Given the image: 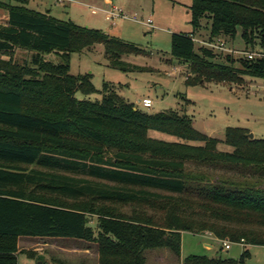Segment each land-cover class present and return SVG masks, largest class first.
<instances>
[{
  "label": "trees",
  "instance_id": "1",
  "mask_svg": "<svg viewBox=\"0 0 264 264\" xmlns=\"http://www.w3.org/2000/svg\"><path fill=\"white\" fill-rule=\"evenodd\" d=\"M29 3L0 0L7 12L0 24V264H18L20 252L46 263L20 250L21 237L75 238L97 246L98 264H146L151 248L181 256L184 231L244 247L239 258L192 254L182 264H250L249 246H264V138L228 126L220 140L197 130L187 113H151L108 84L101 100L78 98L99 90L92 74L71 73L73 53L103 43L110 63L125 71L123 56L143 50ZM188 8L193 31L171 36V54L191 66L188 85L264 77V58L243 56L239 67L214 62L213 49L198 53L193 39L207 18L211 40L235 38L241 28L244 41L264 51V0H192ZM17 48L33 51L31 61L15 60ZM50 53L62 62L46 60ZM150 129L201 144L153 138ZM221 142L234 150H219ZM228 169L251 176L221 172Z\"/></svg>",
  "mask_w": 264,
  "mask_h": 264
},
{
  "label": "rangeland",
  "instance_id": "2",
  "mask_svg": "<svg viewBox=\"0 0 264 264\" xmlns=\"http://www.w3.org/2000/svg\"><path fill=\"white\" fill-rule=\"evenodd\" d=\"M113 1L126 14L137 13L144 20L150 18L153 27L121 18L116 21V24H112L105 18L102 11L94 14L93 7L109 5L104 0H76L64 3L59 0H31L29 3L31 8L41 11L50 8L52 14L60 19H72L78 24L104 30L111 36L127 41L143 50L141 53H130L123 56V60L131 66L125 71L110 63L103 43L73 53L70 58L71 73L75 75L92 74V81L99 90L90 95L78 92V98L101 100L104 87L108 84L126 101L151 113L169 110L187 113L193 118L194 127L197 130L220 140H224L227 126L246 127L250 129L254 137L264 138V77L245 76L243 82L239 83H207L205 81L198 85L186 83L187 77L191 74V66L173 57L171 36L173 33L193 31L188 8L192 0ZM6 20L7 12L0 9V24H5ZM194 36L200 41L211 40V21L207 18L202 19L201 28ZM218 38L225 40L226 46L233 50H261L259 43L253 46L244 41L241 28L235 38L224 36ZM202 46L204 45L201 42L196 41L198 53L201 52ZM213 52L214 62L240 66L239 59L243 57L241 52L228 53L216 49ZM33 53L28 49L17 48L13 58L20 63L30 62ZM227 55L235 59L234 63L227 60ZM44 58L54 63L62 62L61 56L57 53L44 54ZM134 66L142 69H135ZM192 76L195 75L192 74ZM231 86H234L237 91H231ZM146 97L153 100L151 107L143 106V99ZM149 136L172 142L201 144L199 141L187 140L156 129H150ZM218 149L228 152L234 150L225 142H221ZM192 168L195 169L197 166H192ZM221 172L236 177L251 176L250 172L241 169L221 170ZM194 234L200 235L206 232L186 231L183 234L184 256L201 254L209 257H240L242 251L240 244H233L230 249H226L222 242L216 241L211 242L214 248L207 250L204 247L206 240ZM32 241L23 240L22 247H44L40 257L45 260V264H98L97 246L87 241L65 237ZM43 241L48 244L36 245ZM249 249L251 258L248 262L264 264V246L251 245ZM145 256L146 264H182L180 256L166 247L147 249ZM20 257L22 260H27L29 264H37L36 260L28 258L25 254H20Z\"/></svg>",
  "mask_w": 264,
  "mask_h": 264
},
{
  "label": "built area",
  "instance_id": "3",
  "mask_svg": "<svg viewBox=\"0 0 264 264\" xmlns=\"http://www.w3.org/2000/svg\"><path fill=\"white\" fill-rule=\"evenodd\" d=\"M61 3H64L65 1H76V0H59ZM99 11H102L105 14V18L112 22V24H116V21L121 18V19H126V20H131L137 23H141L147 26H151L153 27V22L150 18H148L147 20L142 19L137 13L134 14H126L123 12V10L121 8H119L117 5H115L114 3H110L107 7H93L92 12L94 14H97ZM194 41H199L201 42L204 46L211 48L213 50H220V51H227L228 53H232V52H241L243 54L244 57L248 58V59H253V58H264V51L263 50H256V51H238V50H233L231 48H228L226 46V42L225 40H223L222 38H217L214 40H203L200 41L198 39L195 38V36H193ZM143 106L144 107H151L153 105V100L151 98H144L143 99ZM223 246L226 249H230L231 246L233 244H240V245H244V241L242 240L241 242H234L228 239H224L221 240Z\"/></svg>",
  "mask_w": 264,
  "mask_h": 264
},
{
  "label": "crops",
  "instance_id": "4",
  "mask_svg": "<svg viewBox=\"0 0 264 264\" xmlns=\"http://www.w3.org/2000/svg\"><path fill=\"white\" fill-rule=\"evenodd\" d=\"M30 2H31V0H30ZM104 2L106 3V4H110V3H114V1L112 0V1H110V0H104ZM47 10H50L51 11V9L50 8H47ZM52 12V11H51ZM208 83V82H207ZM209 83H212V82H209ZM221 83H226V82H221ZM231 91H237V89L234 87V86H231ZM228 127V126H227ZM186 231H184L183 233H182V238H183V234L185 233ZM194 235H197V236H200V237H202V238H204L205 240H206V242H205V244H204V247L207 249V250H211V249H213L214 248V245L211 243V242H221L220 241V239L218 238V237H216V236H214L212 233H210V232H206V234H200V235H198V234H194ZM29 240V241H32V240H34V239H42V240H47V239H50V238H39V237H21L20 238V241H19V246H20V250H22V249H26V250H35V251H37L38 252V254H37V257H40V255L43 253V248L44 247H37V248H34V247H32V248H26V247H22V241L23 240ZM183 240V239H182ZM33 242V241H32ZM36 242V241H35ZM45 245V244H48V243H45V241H43V243L42 242H38L36 245ZM242 246V251H243V245H241ZM242 251H241V253H242ZM20 254H25V253H22V252H20V253H18V264H29L28 262H27V260H22L21 259V257H20ZM28 258H30L27 254H25ZM189 255H192V254H189ZM188 255V256H189ZM241 255V254H240ZM185 257H187V256H184L183 255V248H182V251H181V256H180V260H181V263H182V261H183V259L185 258ZM231 258V257H230ZM233 258V257H232ZM239 258V257H238ZM32 260H36V262H37V264H39L40 262H42V261H38L36 258H31Z\"/></svg>",
  "mask_w": 264,
  "mask_h": 264
},
{
  "label": "water",
  "instance_id": "5",
  "mask_svg": "<svg viewBox=\"0 0 264 264\" xmlns=\"http://www.w3.org/2000/svg\"><path fill=\"white\" fill-rule=\"evenodd\" d=\"M249 136H250L251 138L254 137V136H253V133H250ZM39 264H42V262H40Z\"/></svg>",
  "mask_w": 264,
  "mask_h": 264
}]
</instances>
